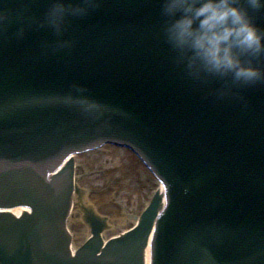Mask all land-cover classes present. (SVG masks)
I'll use <instances>...</instances> for the list:
<instances>
[{
  "label": "water",
  "instance_id": "obj_1",
  "mask_svg": "<svg viewBox=\"0 0 264 264\" xmlns=\"http://www.w3.org/2000/svg\"><path fill=\"white\" fill-rule=\"evenodd\" d=\"M0 1L13 17L0 26V207L33 210L19 221L0 215L1 264L140 263L145 228L99 258H69L66 196L54 188L61 178L46 179L85 127L133 135L160 162L172 200L157 228L155 264H264L263 151L234 124L247 111V90L260 94L256 84L228 80L220 97L224 81L188 78L163 38L161 0H97L88 15L68 17L60 36L38 13L52 0ZM251 18L262 20L264 8ZM41 148L45 162L30 157ZM101 229L93 226L96 237Z\"/></svg>",
  "mask_w": 264,
  "mask_h": 264
},
{
  "label": "clouds",
  "instance_id": "obj_2",
  "mask_svg": "<svg viewBox=\"0 0 264 264\" xmlns=\"http://www.w3.org/2000/svg\"><path fill=\"white\" fill-rule=\"evenodd\" d=\"M97 0H52L44 24L57 36L62 35L68 17H84ZM248 8H264V0H246ZM240 0H161L165 18L163 38L175 53V62L194 82L209 79L224 81L217 94H228L233 85L264 82V69L258 66L264 57V32H261ZM179 14V18H177ZM13 21L12 13L0 11V26ZM44 26V25H41ZM23 30L17 32L22 37ZM61 47L70 46L63 41Z\"/></svg>",
  "mask_w": 264,
  "mask_h": 264
},
{
  "label": "rangeland",
  "instance_id": "obj_3",
  "mask_svg": "<svg viewBox=\"0 0 264 264\" xmlns=\"http://www.w3.org/2000/svg\"><path fill=\"white\" fill-rule=\"evenodd\" d=\"M107 156L113 157L111 159H107L105 160V158L103 159V157H97L94 156V158L92 157H85L83 163H82V169H79V171L83 174L85 173H91V172H95L97 170V168L101 167L104 168L103 170H106V172L108 173L107 176H105V178L103 179H95V178H91V184H92V188L91 190H94V194L92 197H94L99 203V208L98 206L97 209L99 212L103 213V214H109L110 218L113 221H116V219L119 217V210L117 207H121L120 205H117V202H113V199L115 196L119 197L120 201L122 202V204H127L128 208L130 207L131 210L134 208L137 209H141L143 208V206L145 205V203L147 202V198L149 197V195H147V191L144 190V186L141 185L137 186L136 182H135V176H136V172L133 171L134 166L132 163L129 162L128 160V154L127 153H119V152H113L112 154H109ZM117 162L121 164V167H118L119 169H117L115 167V164H113L112 162L115 160ZM127 164H130L131 167H129ZM132 168V169H131ZM128 169L130 170V172H127ZM114 173L117 175L118 173L120 174H125L127 173L128 178H130L131 181V185L130 187H125L123 189H121L122 187L120 185H118L120 182H118V180L115 178H119L122 175H120L119 177H115ZM111 177H114L111 179ZM95 179V180H94ZM110 181H113L114 184L112 187H110V189L108 190L109 187H107L108 183ZM107 187V189H105ZM105 189V190H104ZM103 190V191H102ZM98 191V192H96ZM149 193H151V188L150 190H148ZM96 192V193H95ZM121 194H118V193ZM100 197V199H99ZM128 201V202H125ZM122 218H124L123 215H121ZM115 218V220L113 219ZM73 228L72 230L74 232L77 233V231H83V229L80 226H76L74 224L73 221ZM116 225V224H115ZM123 228H127L128 226H130L129 223H127L126 225L122 226ZM118 225L115 226V230L120 227ZM77 229V231H76Z\"/></svg>",
  "mask_w": 264,
  "mask_h": 264
},
{
  "label": "bare ground",
  "instance_id": "obj_4",
  "mask_svg": "<svg viewBox=\"0 0 264 264\" xmlns=\"http://www.w3.org/2000/svg\"><path fill=\"white\" fill-rule=\"evenodd\" d=\"M22 211H23V209L18 208V209H16V210L12 211V213H14L15 215L18 216L19 213L22 212ZM137 219H138V217L135 218V220H137ZM108 230H109V224L106 223L105 227H104L103 230L101 231L103 237H105V236L108 234ZM149 254H150V249H148V252H147V255H148V256H149ZM148 256H147L146 258H148Z\"/></svg>",
  "mask_w": 264,
  "mask_h": 264
}]
</instances>
